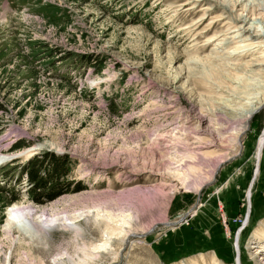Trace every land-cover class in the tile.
I'll return each instance as SVG.
<instances>
[{
	"label": "rangeland",
	"instance_id": "1",
	"mask_svg": "<svg viewBox=\"0 0 264 264\" xmlns=\"http://www.w3.org/2000/svg\"><path fill=\"white\" fill-rule=\"evenodd\" d=\"M224 1L230 4L220 6L214 0L200 7L192 0H0V190L19 193V199L0 212V264H31L26 253L42 257L45 264L53 259L70 264L65 253L69 250L76 261L80 238L99 240L90 216L88 223L81 218L75 225L80 229L79 239L72 228L63 230L62 226L42 227L41 237L33 238L15 226L9 231L6 223L12 221L9 214L16 205L42 211L63 198L94 195L104 199L136 188L145 192L124 202L159 208L152 207L151 215L136 227L137 235L118 242L115 251L103 252L91 264H212V260L263 264L251 243L254 234L264 230V143L260 160L257 157L263 141L264 108L251 118L240 144L232 147L229 143L243 108L244 100H240L249 93L264 94V71L251 75L245 68L233 70L207 59L215 56L211 49L218 48V42L208 40L212 36L222 40L227 27L239 25L229 12L233 0ZM218 13L223 21H216ZM229 14L233 25L226 19ZM250 18L259 26L264 19ZM237 41L226 39L223 47H233ZM251 53L260 55L256 50ZM192 58L206 62L186 65ZM208 72L217 81L206 77ZM185 82L186 91H179L176 87ZM223 100L236 103L226 106ZM200 116L222 125L219 136L210 133L209 150L225 149L217 158L200 160L203 173L210 174L221 163L203 185L201 175L187 187L178 180L170 183L164 179L172 171L167 170L165 154L207 150L191 133L195 126L189 125ZM181 124L188 133L177 131ZM156 131L162 137L159 144L154 143ZM174 134L181 140H175ZM16 142L22 147L11 151ZM33 148L37 150L26 156ZM12 155L18 158L5 167L3 163ZM35 155L63 159L67 175L61 182L70 184V192L42 204L28 198L31 185L21 169ZM194 184L201 188L195 190ZM157 189H161L158 195L154 194ZM7 199L0 195V208Z\"/></svg>",
	"mask_w": 264,
	"mask_h": 264
},
{
	"label": "bare ground",
	"instance_id": "2",
	"mask_svg": "<svg viewBox=\"0 0 264 264\" xmlns=\"http://www.w3.org/2000/svg\"><path fill=\"white\" fill-rule=\"evenodd\" d=\"M205 1L206 0H192V2H190V3L193 5L197 4L200 7L202 2H205ZM214 1L217 2V0H214ZM217 3L220 6L226 7V6H228L229 1L227 3L224 0H222L221 2H217ZM253 3H255V2H253V0H233L232 4L229 6L230 7L229 12H230V14H232L231 16H233L235 14L233 18L235 21H237L235 23H239V25L237 26L235 24L236 26H234V27L233 26L227 27L226 32L224 33V35H222L223 36L222 40H219V38H216V37H215V39H213L214 36H212L211 39L208 40L209 42H218L215 44V46H218V48L217 49L216 48L211 49V51H212L211 56L212 55H215V56L213 58L208 57L207 59H209V61L210 60H213V61L217 60V61H219L218 63L225 64V67H228V68L233 69V70H238L239 68H243V69L245 68L244 70L247 69L245 72L249 73V71H250L252 73L251 75H255L257 73L261 74L260 72L264 71V49L262 50V48L264 47V45H262V44H264V29H263L264 28V21H263L264 19L263 20L261 19V18H264V3L259 2V3H256L255 5ZM191 7H192V5H191ZM209 7L210 6L206 7L207 9H205V10H208ZM230 14H229V16H226V19L229 20L228 22H231V25H233L232 23H234V22L232 20V17L230 16ZM255 15L258 16V18L261 17L260 18L262 20L261 26L258 25L257 21L256 22L253 21L252 20L253 18L252 19L250 18L252 16L255 17ZM214 17L216 19L218 18L216 21H223L224 20L221 18V15H219V13L217 16H214ZM256 20H258V19L256 18ZM259 22H260V20H259ZM231 29H233V31H231ZM227 31H230V32H227ZM227 35L228 36L230 35V37H228ZM233 35H235V36H233ZM226 37H228V38H226ZM238 38H240L239 41H237ZM226 39H230L231 41H234L236 39L237 42H235V45L233 47L231 45L230 47L224 48L223 46H225L224 42ZM255 50L257 51V53L260 54L259 56H255V55H253V53H251V51L255 52ZM247 54H249V56H246ZM204 62H206V61L192 58V59L188 60V62H186L185 64L189 65L191 63H200L199 65H201V63H204ZM235 62H237V63L240 62V64H237ZM213 66H215V63ZM213 68L215 69V67H213ZM216 68L218 69V66ZM207 69L209 70V68H207ZM202 70H204V69H202ZM184 71H182L181 73L184 74ZM214 71H216V69ZM223 72H224V70H223ZM188 74H189V72H188ZM198 74H200V73H198ZM210 74H209V72L206 73V77L213 78L212 80L217 81L216 78L211 77L212 74L211 75ZM220 75H218V76L220 77ZM230 75H233V74L230 73ZM230 75H228V76L230 77ZM239 75H237V76H239ZM212 76H214V75H212ZM178 78L179 77H177L176 79H178ZM231 79H233V78H231ZM234 79L239 81L238 77H236ZM260 79L261 78H259V80ZM187 80L188 79L186 77V82H188ZM237 81H234V82H237ZM246 81H244V83L242 82V84H245ZM186 82L183 83L182 86H179V87L177 86L176 88L179 89V91L181 90V92L182 91L185 92L186 91V87H185ZM210 82L208 84H211ZM213 83L214 82L212 81V84ZM220 84L223 86L224 83H220ZM237 84H239V83H237ZM242 84H240V85H242ZM225 85H227V84H225ZM238 87H240V86H238ZM218 88H220V87H218ZM227 88H229V87H226L225 89H227ZM240 88H242V87H240ZM243 88H244V86H243ZM232 90L230 88V91H232ZM247 90H249V89L247 88ZM169 91H171V90H169ZM209 91H211V90H209ZM227 91H229V90H227ZM174 92H175V90H174ZM190 92L191 91L189 90L188 93L190 94ZM247 92H250V91H247ZM259 92H261V91H259ZM261 94H263V93H261ZM228 95H229V93H228ZM228 95H226V96H228ZM233 95H234V93H233ZM233 95H230V96H233ZM219 96H221V95L219 94ZM219 96H218V98H219ZM222 96H224V94ZM222 96L220 98H222ZM225 98H227V97H225ZM235 98L239 99V97H235ZM214 99H216V98H214ZM222 99H224V98H222ZM240 99H241V97H240ZM219 100H218V102H219ZM243 100H244V103L241 105L243 108H241L242 110H239L240 112L237 115V116H239V122L237 124V127L234 129V134H232L234 138L230 137L232 139V142H230L229 145L232 147L240 144V136L244 133L245 130H247L249 121L258 111H260L261 109L264 108V94L261 97H258L257 94H250L249 93V94H246L245 97L243 99H241L240 101H243ZM224 101L225 100H223V102ZM231 103H233V102H231V101L230 102L229 101L224 102V104H226V106H228L227 104H231ZM234 103H236V102H234ZM238 103L240 104V102H238ZM208 104H209V102H208ZM191 108H193V107H191ZM174 111H176V110H174ZM213 111H214V109H213ZM221 111H219L220 112L219 114L221 115V117L222 116L225 117V112L224 111L221 112ZM176 112H178V110ZM229 112H231V111H229ZM207 113L210 114L209 111ZM214 117H216V116H214ZM178 121H179V119H178ZM215 122L216 121L213 119L212 120L211 119H209V120L205 119V116H204V117L198 118L196 121L189 124L190 126H195V129L193 127L194 132H191V133L196 134L195 138H196L197 142L200 144V146H201V144L205 145L204 149H207L205 152H202V151L200 152L199 150H196V151H193L192 153H188V154L185 153L183 155L182 154L178 155V153H173V154L170 153V155H168V154L166 155L164 153L165 154L164 156L162 155V153H160L164 158H167L166 160H167V163L169 165V166H167V170L168 171L170 169L172 170V171H169L168 178L164 177V179H167L168 181H170V183L178 180L185 187H187L186 185H188V183L192 179H195L196 177H198V175H201V177L203 178L204 182H202V185L210 182V180L213 178V175L217 169L216 166H218L219 163H221V161L217 162V164L214 165L213 169H210L211 170L210 174L208 173V175H207V174L203 173L205 170L203 169V166H202L203 163H201L200 160H202L203 158H205V159L206 158H217V157L223 155V151H225V149H223L222 146H219L220 149H217L215 151L209 150L213 144V140L210 139L209 137L211 135H213V137H215V135L219 136L222 132L221 131L222 125L220 126V125H218L219 123L217 124ZM215 125H217V126H215ZM184 127H185L184 124H181V127L177 131L182 132L184 134V132L188 131L187 128L185 129ZM191 131H192V128H191ZM165 132L166 131H164V133ZM186 133H188V132H186ZM210 133H211V135H210ZM157 134H158V132H157ZM170 134H171V132H170ZM172 134H173V132H172ZM206 134H208V135H206ZM178 136H180V135H178ZM262 137H263V141L261 140V143H259L258 149H257L258 160H260V158H261L262 145L264 143V134ZM173 138L175 140L180 139V137H177L175 134H174ZM173 138L171 139L172 141H174ZM161 140H162V137H161V135L158 134L156 136V138L154 139V141H155L154 143L159 144ZM196 140H194L195 143H196ZM167 142L169 143L171 141L168 140ZM176 142H178V141H176ZM154 143L152 142L153 145H154ZM197 145H194L193 147H197ZM172 146H173V144H172ZM223 146H225V145H223ZM169 147H171V146H164V149H167ZM35 150H37V149H35V148L31 149L29 151V152H31V154L26 155V156L32 155ZM171 150H172V148H171ZM164 151H162V152H164ZM0 155H1V153H0ZM13 158L17 159L18 156L12 155L3 164H6L7 162H11V159H13ZM173 164H175V165L178 164L177 169L175 168L173 170V168H171ZM178 168H180V169H178ZM254 180L252 181V184L254 183ZM163 185H165V184H163ZM165 186L168 187L169 189L173 188L171 186V184H167ZM200 188H201V185L194 184L195 190H199ZM160 190L159 189L155 190L154 194L158 195ZM138 192H139V194H137ZM141 192H145V190L136 188V189L130 190L126 193L118 194L116 196H109V195L106 196L105 195L104 199H98L99 198L98 196H97V198H95L96 196H94V195H85V196L81 195V196L76 197V198L71 197L70 199L63 198L58 202V205L52 204L49 209H44L42 211H34V210H32L33 208L30 207L29 205L28 206H17L16 205L15 207L12 208L13 211L11 212V214H9V216H11V219L14 223H12V221L11 222L7 221L6 226H7V229L9 231H10L11 226L17 227V229L20 232L24 233V235H27L28 238L29 237L33 238V237H38V236L41 237V234H43V231H44L42 229V227L44 228L47 226H62L61 228H63V230L68 229V228H72V231H74L75 233L77 232L76 238L79 239L80 229L78 227H75V225L82 220L81 218H83V221L85 220L88 223L87 217L90 216L91 218H93V224L95 225L94 227H96L98 229L99 240L97 242H95V241H84L83 238H80L79 240H80L81 244L79 242V245H81V246L77 251L79 253V255L76 256V258H77L76 261L72 260V259H74V256L69 253V250L66 251L65 254H66V257L71 258L72 262L70 264H91L92 261H94V259H96V258H99L100 254H102L103 252L104 253H110V252L115 251V249L113 247L116 244L118 245V242L121 241V242L125 243L126 241H128V239L130 240L131 237H134L135 235H137L135 232L136 227L139 225L142 226L146 216L148 214L151 215L153 208L154 209L159 208L158 206L153 205L155 203L153 198H152V205L154 207L152 206L153 208L151 207V209L149 208L150 206H148V207L144 206V205H146L145 202L136 203V205L134 207L131 206V204H127L126 202H124L129 198L135 199L138 196H142ZM151 192L152 191H149L148 193H151ZM149 198L150 197H147L144 200L149 199ZM248 200H249V198H248ZM82 205H89V206L82 207ZM58 208H62L59 213H58ZM79 212H81V213L76 214ZM34 215L37 216L36 219L34 221H30V218ZM145 226H152V224L146 223ZM252 238H253V241L251 244H253V246H254V247H252V248H254V253H256L258 255V257L261 258V260H262L261 262L264 264V230H261L260 232L254 234V236ZM75 246H77V244ZM121 247L122 246H119V248H121ZM65 254H64V256H65ZM25 255H26L25 256L26 259L31 264H45L42 257H36V259H35V257H33L29 253H26ZM59 256H61V255H59ZM62 259H63V257H62ZM52 261L53 262L52 263L49 262V264H59L56 262V259L55 260L53 259ZM212 264H217V263L212 260Z\"/></svg>",
	"mask_w": 264,
	"mask_h": 264
},
{
	"label": "trees",
	"instance_id": "3",
	"mask_svg": "<svg viewBox=\"0 0 264 264\" xmlns=\"http://www.w3.org/2000/svg\"><path fill=\"white\" fill-rule=\"evenodd\" d=\"M0 110H2V105H0ZM21 147V144L16 142L10 147V150L14 151ZM50 157H47V155L37 157L35 155L31 157L21 169V175H26L27 181L31 185L26 194L28 198L36 204L50 201L60 193L70 192V184L68 182H61L62 177L67 175L65 162H63V159L59 160L54 158L53 155H50ZM42 173L45 175L42 176ZM75 188H78V184ZM2 194L7 195L8 199L6 204H3L0 208L1 213L6 205L8 206L11 202L19 199V193L16 192L15 189L14 191L1 189L0 195Z\"/></svg>",
	"mask_w": 264,
	"mask_h": 264
},
{
	"label": "water",
	"instance_id": "4",
	"mask_svg": "<svg viewBox=\"0 0 264 264\" xmlns=\"http://www.w3.org/2000/svg\"><path fill=\"white\" fill-rule=\"evenodd\" d=\"M16 158H13V159H11V161H13V160H15ZM254 179H255V177H254ZM251 184H252V182H251ZM239 256V255H238ZM237 256V259H239V257Z\"/></svg>",
	"mask_w": 264,
	"mask_h": 264
}]
</instances>
